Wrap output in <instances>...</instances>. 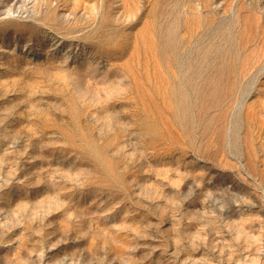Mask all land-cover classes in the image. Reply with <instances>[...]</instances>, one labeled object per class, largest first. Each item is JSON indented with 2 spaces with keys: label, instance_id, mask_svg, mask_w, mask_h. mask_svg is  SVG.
Wrapping results in <instances>:
<instances>
[{
  "label": "rangeland",
  "instance_id": "1",
  "mask_svg": "<svg viewBox=\"0 0 264 264\" xmlns=\"http://www.w3.org/2000/svg\"><path fill=\"white\" fill-rule=\"evenodd\" d=\"M0 264H264V0H0Z\"/></svg>",
  "mask_w": 264,
  "mask_h": 264
}]
</instances>
